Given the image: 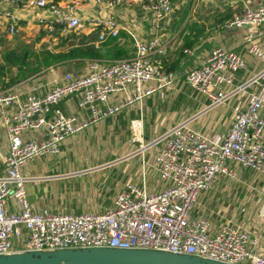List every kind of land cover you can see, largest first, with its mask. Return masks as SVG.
Here are the masks:
<instances>
[{"label": "built area", "instance_id": "obj_1", "mask_svg": "<svg viewBox=\"0 0 264 264\" xmlns=\"http://www.w3.org/2000/svg\"><path fill=\"white\" fill-rule=\"evenodd\" d=\"M92 3L107 15L81 18V4ZM14 6L49 16L34 20L48 33H82L98 30L97 41L118 38L124 30L132 39L131 57L90 61L82 75L64 73L42 94L21 98L13 87L0 89V120L8 138V151L0 173V255L24 251L112 247L151 249L187 254L227 264H264L261 232L242 226L233 218L219 217L217 226L200 210V199L216 182L238 180V169L264 173V66L235 85V75L246 69L245 59L224 47L214 48L185 75L186 84L206 104L198 112L212 110L237 94H246L245 106L233 116L223 136L209 137L193 125L197 114L183 118L153 140L141 143L137 154L152 151L153 187L147 174L117 190L113 204L99 212L81 214L35 210L26 195L23 169L31 162L56 156L62 143L108 117L121 114L157 91L173 86L176 76L163 65L167 42L158 34L173 11L171 0H0V53L4 33L18 32L20 17ZM119 7L151 14L156 30L142 40L138 29L121 24L112 12ZM246 26L247 53L264 61L257 42L264 35V1L224 24ZM123 94L119 101L112 96ZM77 96L81 113L66 115L60 102ZM140 120L131 121L135 139L141 138ZM42 131L45 137H27ZM264 215V211H263Z\"/></svg>", "mask_w": 264, "mask_h": 264}, {"label": "crops", "instance_id": "obj_2", "mask_svg": "<svg viewBox=\"0 0 264 264\" xmlns=\"http://www.w3.org/2000/svg\"><path fill=\"white\" fill-rule=\"evenodd\" d=\"M57 1L61 3L71 0ZM171 1L173 11L161 24L158 34L167 42V53L162 58L163 65L166 69L173 71L176 76L173 86L170 87L172 92L166 94L164 90L157 91L121 114L101 120L83 132L66 139L56 156L47 155L29 163L23 169V175L34 178L27 182L26 195L35 210L48 209L53 212L72 214L102 211L112 206L117 190L129 182L138 181L143 170L147 174L149 188L153 187L157 178L151 168L152 151L136 155L121 163L110 161L117 155V149L107 145L104 146L105 155H99L97 159L76 157L72 159L73 161H67L65 157L71 154H87L92 149L85 151V147L95 148V140L99 141V136H103L107 131L117 130L119 127H127L128 122L131 125V121L134 120L141 119V138L146 141L183 119L181 117L174 121L173 114L163 113L161 107L165 106L175 112L178 108L175 107L179 106L181 101L190 99L191 96L185 89L191 91L192 89L186 84L185 75L191 68L199 65L216 47L235 51L245 59L246 69L235 75V85L264 66L263 60L247 53L243 34L249 30L248 27H224L227 20L242 14L246 9L259 6L264 0ZM12 9L20 17L19 29L13 35L4 33L0 55L5 51L29 44H32L34 48L43 46L51 50H63L60 42L64 41L66 35L70 33L55 30L50 34L44 25H38L34 20L39 16H49L46 11L26 12L17 6ZM76 13L81 18L108 14L107 10L90 2L81 4ZM111 14L119 23L135 26L142 40H148L156 33L151 14L139 7L131 9L119 7ZM97 33L98 30L73 33L75 38L66 39L68 41L65 40L64 47L92 45L100 48L112 38L108 36L100 43L97 41ZM114 39L118 42H128L125 46L128 57L133 55L132 39L124 30H121L119 37ZM11 42L14 44L12 45ZM257 42L264 50V35L258 38ZM115 59L104 57L98 61ZM89 62V59H77L53 64L24 78H16L12 84L0 85V89L13 87L21 98L28 94H42L66 72L74 75L85 74ZM11 73L12 76H16L17 70L11 68ZM8 76L10 74L7 72L6 81L9 80ZM170 94L172 96L168 98ZM122 95H113L112 100L119 101ZM198 97L196 95L194 98L196 103L191 100L189 104L193 106V113L197 114L193 125L209 137L219 139L225 135L235 113L244 108L247 98L246 94L240 93L212 110L198 113L206 104ZM77 101V96L63 99L60 102L62 112L66 115L73 113L84 115V112L78 109ZM172 101L174 102L170 105ZM27 137L42 139L45 134L42 131L30 132L27 133ZM8 147V138L0 120V173L3 170V160ZM237 173L238 180L216 182L211 191L200 199L199 208L212 218L214 226H217L219 219L216 216L219 215L226 219L233 218L242 226H253L257 233L262 234L259 248L264 250V173H255L246 169H238Z\"/></svg>", "mask_w": 264, "mask_h": 264}, {"label": "water", "instance_id": "obj_3", "mask_svg": "<svg viewBox=\"0 0 264 264\" xmlns=\"http://www.w3.org/2000/svg\"><path fill=\"white\" fill-rule=\"evenodd\" d=\"M0 264H227L198 256L151 249L112 247L24 251L0 255Z\"/></svg>", "mask_w": 264, "mask_h": 264}, {"label": "trees", "instance_id": "obj_4", "mask_svg": "<svg viewBox=\"0 0 264 264\" xmlns=\"http://www.w3.org/2000/svg\"><path fill=\"white\" fill-rule=\"evenodd\" d=\"M67 37V38H66ZM64 41L60 42L63 50H51L39 46L34 48L32 44L22 45L17 49H11L0 55V85L12 84L16 78H24L47 66L74 61L77 59H89V61L100 60L101 58H127L129 56L128 42H118L116 39H109L105 44L96 48L92 45L65 46V40L74 39L73 33L66 35ZM66 40V41H68ZM11 68L17 70V75L12 76ZM9 80H5L6 73Z\"/></svg>", "mask_w": 264, "mask_h": 264}, {"label": "rangeland", "instance_id": "obj_5", "mask_svg": "<svg viewBox=\"0 0 264 264\" xmlns=\"http://www.w3.org/2000/svg\"><path fill=\"white\" fill-rule=\"evenodd\" d=\"M11 43H12V45L14 44L13 42H11ZM185 91L188 94H190L191 97H190V99L187 98L186 100L181 101L180 105L175 107V108L178 107L175 110V112H173L172 110H170L168 108H165V106L161 107V109H162L161 111L163 113L168 115L171 112L173 114L174 121L175 120L177 121L178 118L181 119V117L186 118V117L194 115L193 108H192L193 106H191L189 104H190L191 100H192V102L195 101L194 98L196 96V93L193 90L191 91L189 89H185ZM164 92L166 94L171 93L172 89L171 88L166 89V90H164ZM170 96H172V94L168 95V98ZM227 101H229V100H227ZM173 102L174 101H172L170 103V105H172ZM195 103H196V101H195ZM156 136H158V135H156ZM154 138L146 140V141L145 140L141 141L140 139L139 140L135 139V134L132 130L130 122H128L127 127H119L117 130H110V131H107L106 134H104L103 136H99V141L95 140V145H96L95 148L85 147V151L92 149L91 151L89 150V152H87V154H71V155H67L65 158L67 161H73L74 159H76V157H80V158L90 157L93 159H97L96 157H98L99 155L100 156L105 155L103 153L104 152V146L107 145L110 148L116 147V149H117V155L114 156L115 158H113L110 161L121 163V162H124V160H127V159L129 160L130 158H133L134 156L139 155V154H137V151H138V148L140 147L141 143H147V142L153 140ZM101 148H103V150ZM128 149H130V150H128ZM219 217H220V215L218 217L216 216L217 219H219Z\"/></svg>", "mask_w": 264, "mask_h": 264}]
</instances>
